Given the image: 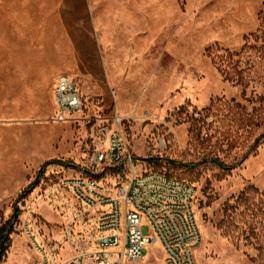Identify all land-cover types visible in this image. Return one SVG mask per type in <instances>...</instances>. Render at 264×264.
I'll return each mask as SVG.
<instances>
[{"label":"rangeland","instance_id":"374dc122","mask_svg":"<svg viewBox=\"0 0 264 264\" xmlns=\"http://www.w3.org/2000/svg\"><path fill=\"white\" fill-rule=\"evenodd\" d=\"M62 73L81 90L80 120L53 119ZM116 109L139 169L196 186L198 264H256V240L236 243L219 225L250 187L258 192L250 189L248 201H264V0H0V226L44 162L74 164L49 165L18 202L0 264H28L41 251L50 264L82 254L99 264L87 207L61 179L92 168L87 117ZM215 157L239 164L199 162ZM251 216L238 218L247 225ZM163 255L150 243L125 264H163Z\"/></svg>","mask_w":264,"mask_h":264},{"label":"built area","instance_id":"2783aa9c","mask_svg":"<svg viewBox=\"0 0 264 264\" xmlns=\"http://www.w3.org/2000/svg\"><path fill=\"white\" fill-rule=\"evenodd\" d=\"M57 111L55 120H80L84 110L77 83L66 73L59 74L53 88ZM86 118V117H84ZM91 123L95 151L91 169L61 179L87 207L99 249L90 254L99 264H125L138 260L150 243L163 249V264H198L196 251L203 235L194 205L196 186L166 172L139 169L119 129L122 117L94 114ZM106 165L100 171V166ZM98 169H97V168ZM113 180L105 183L104 171ZM148 225L152 234H144ZM28 264H50L46 254ZM82 254L72 264H82Z\"/></svg>","mask_w":264,"mask_h":264},{"label":"trees","instance_id":"16d2710c","mask_svg":"<svg viewBox=\"0 0 264 264\" xmlns=\"http://www.w3.org/2000/svg\"><path fill=\"white\" fill-rule=\"evenodd\" d=\"M261 137H264V133L261 134L260 138ZM199 162H210L211 164L216 165L222 169H231L239 164L236 163L229 165L219 157L207 158ZM51 164L68 165L73 163H70V161H66L63 159H52L44 162L40 170L38 171L36 179L30 182L20 192L15 204L13 205L14 208L12 215L6 222H4L0 226V263L6 257L7 252L12 244L11 233L14 230V223L18 220V217L20 215L18 202L27 197L32 192V190L38 185L40 178L44 175L46 168ZM188 165L190 167L194 166L193 163ZM250 189L258 192V189L256 187H250L249 189L243 191L238 196L236 204L227 206L225 210V218L222 220L219 227L222 230L223 234L230 236L233 240L237 239L236 243L239 241L240 236H244V239L250 240V243H252V239L256 240L254 243L256 254L250 257V259L256 264H264V201H262L261 204H258L255 201H248ZM261 195L264 196L263 193H261ZM244 200L247 201L245 204L243 203ZM245 212H248L252 215V221L247 225L242 224L241 220L238 218V216L243 215ZM237 230L238 232L236 234Z\"/></svg>","mask_w":264,"mask_h":264},{"label":"crops","instance_id":"0c3cea01","mask_svg":"<svg viewBox=\"0 0 264 264\" xmlns=\"http://www.w3.org/2000/svg\"><path fill=\"white\" fill-rule=\"evenodd\" d=\"M57 77H58V76H57ZM57 77H56L55 83H56V81H57ZM55 83H54V85H55Z\"/></svg>","mask_w":264,"mask_h":264},{"label":"water","instance_id":"95a60500","mask_svg":"<svg viewBox=\"0 0 264 264\" xmlns=\"http://www.w3.org/2000/svg\"><path fill=\"white\" fill-rule=\"evenodd\" d=\"M106 167V165H104L102 168L104 169Z\"/></svg>","mask_w":264,"mask_h":264},{"label":"bare ground","instance_id":"6f19581e","mask_svg":"<svg viewBox=\"0 0 264 264\" xmlns=\"http://www.w3.org/2000/svg\"><path fill=\"white\" fill-rule=\"evenodd\" d=\"M84 264H85V261H84Z\"/></svg>","mask_w":264,"mask_h":264}]
</instances>
